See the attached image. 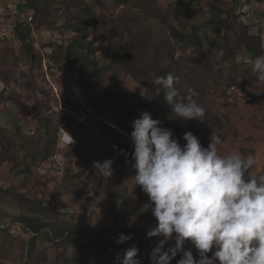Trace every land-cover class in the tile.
Here are the masks:
<instances>
[{
	"label": "rangeland",
	"instance_id": "obj_1",
	"mask_svg": "<svg viewBox=\"0 0 264 264\" xmlns=\"http://www.w3.org/2000/svg\"><path fill=\"white\" fill-rule=\"evenodd\" d=\"M139 1L50 0L47 23L32 27L26 44L14 36L0 49V127L5 136L0 141V264H78L74 258L79 237L116 241L124 233L131 235L123 243L128 247L153 249L158 243L159 237L146 235L156 223L146 210L149 198L130 179L135 175L134 147L124 129L133 130L136 118L123 107L127 97L136 99L145 87L125 71V63L146 70L155 63L161 70L164 65L177 69L173 61H182L184 70L173 73L179 77L177 88L193 85L199 88L197 93L201 90L198 102L219 119L218 151L252 154L257 166L251 171L264 169V82L253 72L255 56L243 46L235 47L225 61L215 63L213 73L203 67L191 70L192 65L184 62L189 50L169 39L162 22L163 13L171 16V5L177 0H158L153 16L142 12ZM215 2L225 9L232 7L250 33L261 35L264 51V0H197L198 5L180 13L178 22L187 29L201 22V33H209V5ZM74 25L89 31L86 41L104 66L102 86L91 88L93 80L98 82L92 74L88 71L84 76L67 62L69 48L77 46L81 37ZM138 38L149 46L148 53L140 51ZM85 52L75 62L82 70L88 65ZM223 55L219 51L218 56ZM49 128L55 145L43 159L42 144ZM64 129L73 136L72 145L61 139ZM173 134L177 137L175 130ZM106 159L114 161L113 172L103 178L92 164ZM36 201L41 202L42 216L52 223L39 235L28 230L26 217L41 215L34 209ZM58 225L70 228V234L57 238ZM184 247L198 256L189 241Z\"/></svg>",
	"mask_w": 264,
	"mask_h": 264
},
{
	"label": "clouds",
	"instance_id": "obj_2",
	"mask_svg": "<svg viewBox=\"0 0 264 264\" xmlns=\"http://www.w3.org/2000/svg\"><path fill=\"white\" fill-rule=\"evenodd\" d=\"M252 69L264 82V54L254 58ZM178 82L172 73L151 81L174 117L203 122L206 110L194 99L198 93L188 88L182 98ZM160 123L143 111L133 120L130 133L135 171L130 179L147 194L146 210L156 221L147 237L160 238L150 264H170L178 253L182 256L176 264H264V169L251 171L257 166L256 157L238 150L222 155L217 147L221 135L213 128L207 147L191 131L183 134L186 144L181 146ZM61 139L74 143L65 129ZM113 163L112 159L94 161L92 167L108 178ZM129 240L131 235L120 233L116 243ZM185 241L195 247L199 259L185 249ZM138 251L135 245L126 249L121 264H140Z\"/></svg>",
	"mask_w": 264,
	"mask_h": 264
},
{
	"label": "trees",
	"instance_id": "obj_3",
	"mask_svg": "<svg viewBox=\"0 0 264 264\" xmlns=\"http://www.w3.org/2000/svg\"><path fill=\"white\" fill-rule=\"evenodd\" d=\"M24 1V4L32 11L33 20L31 22V26H23L22 24H18L16 27L15 37H18L22 43L26 44L32 27L47 23L48 17L50 16V0ZM70 1L73 2V0H66V3H70ZM118 1L121 4H126L129 0ZM255 1L261 3L263 0ZM139 2L140 6L138 7L142 9L143 13L153 16L158 12V8L156 6L158 0H140ZM192 4L198 5L197 0H177L174 5H171V16H169L168 13H163L164 18H162V22H164L168 29L169 39L172 40L174 44L179 45L182 49L189 50V54L184 60L185 63H190L192 65V67L189 69L195 70L198 67H203L207 69L208 73H213L215 63L225 61L227 57L231 56L230 54L233 53V49L235 47L243 46L255 57L257 55L264 54L262 47V36L259 34L250 33L248 31L249 26L238 21L239 16L236 12H234L232 7L225 9L222 8L217 2L209 5L210 16L207 19L209 33H201L199 26L201 22L190 24L188 29L186 26L181 25L178 22V16L180 13H184L189 8L193 7ZM88 19L90 20L91 17ZM73 27L77 32L81 33V37H78L76 40L77 46L69 48L67 62L70 63L71 66H74L78 72H82L84 76H86L85 73H88V71L92 74L93 79H96L98 82L93 80L90 83V87L92 86L91 88H93L95 85L102 86V71L104 70V66L100 64V60L98 58L93 56V48L91 47L90 43L86 41V36L89 31L86 26L81 25L78 27L77 25H74ZM221 31H223V34H220ZM138 39L140 41L137 43V45L140 51H142L143 54L148 53L149 46L145 44L142 39ZM1 48H4V46ZM213 48H215L216 51ZM84 50H86V52L83 59L88 65L84 66L85 70H82L81 67L76 66L75 62L80 56H83L81 53ZM165 51L167 52L168 50ZM219 51H222L224 55L218 56ZM173 64H176L177 69L172 67V65H164L163 69L159 70V68H155L156 64L154 63V68L146 70L142 67L132 68L131 64L125 63V71L133 74L138 80L140 79L141 83L145 87V93L143 95L136 96V99H129V97H127L125 100L126 106L123 107V110L127 112V115L134 118H139L141 112L143 111L151 113L152 118L161 122V127L171 130L172 134L174 130L176 131L175 135L177 137L173 136V138L178 139V137H180L182 141L179 142L178 140V142L181 146H183L184 143L186 144V141L183 139V134L187 131H191L199 139L200 143H207V141H210L212 128L216 130L217 125L220 124L217 116L215 114H208L206 111V119L203 122L197 119L183 120L179 117H174L171 107L164 100L163 93L157 94L158 86L154 83H151V81L156 76H166L168 73L173 74L175 71L180 73L184 70V63H182V61H173ZM188 88H192L196 91L199 89L196 87L193 88V85ZM104 90L107 92V94L111 93V91H109L106 87H104ZM178 90L182 98L187 96V89H183L182 87L178 88ZM200 93L201 90L198 95L194 97V99L200 97ZM211 121L213 123H211ZM124 130L130 136L132 130L127 131L126 128ZM49 131L50 128L45 129L46 141L42 144L43 159L50 155V151L55 145V139H50L51 135L48 133ZM2 138H5V136L2 134V128L0 127V141H2ZM127 142L131 144L129 140ZM6 149L9 150L7 147ZM10 153L12 157H14L15 153ZM22 169H27V167L23 166ZM106 186L107 190L109 191L110 186L107 185V182ZM36 202L38 208L34 209L37 210L41 215L28 214L26 217L28 220V230L34 235H39L43 227L50 226L52 223L47 220L46 217L42 216L43 208L41 206V202ZM56 230L59 232L58 235H55L57 238H60L65 232L70 234V228L66 227L65 225H58V229ZM76 240V244L79 246L78 249H80L79 251L77 250L78 254L75 255L74 259L78 264H88L89 261H93L94 264H114L116 261L121 260L125 254V250L130 248L123 243L118 244L116 241L109 240L103 241L98 237H93L86 241H83V237H79ZM71 241L74 242V239ZM137 248L139 249L138 253L141 252V255L139 257L137 256V258L143 259L146 262H150V254L152 249H142L140 246ZM91 254H93L92 258L89 257ZM180 258L181 256L177 255V257L173 259L170 264H176V261ZM195 258L199 259V256H196Z\"/></svg>",
	"mask_w": 264,
	"mask_h": 264
},
{
	"label": "built area",
	"instance_id": "obj_4",
	"mask_svg": "<svg viewBox=\"0 0 264 264\" xmlns=\"http://www.w3.org/2000/svg\"><path fill=\"white\" fill-rule=\"evenodd\" d=\"M24 0H0V48L14 38L18 24L31 26L32 11Z\"/></svg>",
	"mask_w": 264,
	"mask_h": 264
},
{
	"label": "crops",
	"instance_id": "obj_5",
	"mask_svg": "<svg viewBox=\"0 0 264 264\" xmlns=\"http://www.w3.org/2000/svg\"><path fill=\"white\" fill-rule=\"evenodd\" d=\"M196 257V256H195Z\"/></svg>",
	"mask_w": 264,
	"mask_h": 264
}]
</instances>
